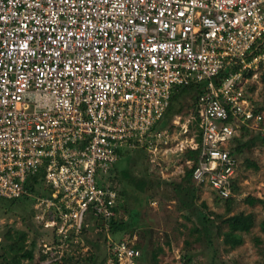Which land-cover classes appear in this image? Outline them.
<instances>
[{
    "label": "built area",
    "instance_id": "1",
    "mask_svg": "<svg viewBox=\"0 0 264 264\" xmlns=\"http://www.w3.org/2000/svg\"><path fill=\"white\" fill-rule=\"evenodd\" d=\"M259 41L264 0H0V197L30 195L27 178L44 169L49 194L33 203L52 234L43 264L72 252V234L81 247L88 218L108 230L119 194L105 178L122 151L155 163L199 148L184 161L192 180L233 195V139L241 124L264 133V109L245 91L264 69ZM200 83V140L185 146L156 125L173 91ZM131 242L109 244L118 263L136 264Z\"/></svg>",
    "mask_w": 264,
    "mask_h": 264
},
{
    "label": "rangeland",
    "instance_id": "2",
    "mask_svg": "<svg viewBox=\"0 0 264 264\" xmlns=\"http://www.w3.org/2000/svg\"><path fill=\"white\" fill-rule=\"evenodd\" d=\"M261 70H257L256 74L249 79L245 91L254 104L264 109V82L260 80ZM250 85L255 86L251 89ZM193 94V90L183 92L175 102V105L181 108L180 112L167 120V123L160 121L164 123V129L170 133L172 139L182 142L185 146L190 145L196 139ZM186 124L188 125L187 131H184ZM247 137L248 135H245L243 140ZM124 154V158L116 163V170L111 171L110 169L106 176L112 177V183L111 181L110 183L116 189L126 191L124 198L126 207L118 209L119 216L128 221L130 216L137 213L135 228L127 232L124 239L132 241V244L137 243L135 246L139 247L138 249L146 262H151V251L161 247L162 251L158 254L159 264L165 262L184 264L183 258L188 256L191 257L190 264H264V231L259 226L260 222L264 220V205L260 203L250 205L244 201L247 195L264 199V141L258 140L251 153L246 151L243 156H237L236 177L238 178L239 193L232 195L235 197V202L230 212L225 213L222 201L217 203L214 201L215 193L210 188L203 186L197 193V204L203 200L210 210L225 216L239 211L254 213L255 226L250 233L244 234L243 244L231 250H225L221 238H218L214 231L209 238L204 234L192 231L194 225H200L197 216L191 213L189 214L190 219H187V210L179 209L178 195L174 189L177 183L186 184L183 180L184 169L190 167L192 161L190 163L183 162L181 156L176 153H167L163 156H161L162 153H159L156 162L151 163L147 157L148 153L142 149H128L124 151ZM245 156L253 158L260 168L258 170L246 168L243 163ZM123 168H126L131 176H146L155 184L144 191H138L129 180L122 178L120 171ZM30 204L26 203L25 208L21 210L18 208L9 212L0 211V241H2L7 228L27 230L23 217H27V209ZM88 219L83 244L79 247V251L71 253L75 257H85L93 253L100 261L108 256V245L113 242V236L106 232L107 230L102 226H98L97 220ZM32 221L33 223L30 219L31 229L27 230L29 236L32 237L36 234L37 247L41 246L44 241L48 243L52 237L51 231L42 228L38 231L33 225L34 220ZM34 230L37 232H33ZM254 237L261 242L257 244ZM35 251L37 256V248ZM24 263L29 264L27 261ZM73 264L90 263L79 259ZM118 264L123 263L119 261ZM137 264L140 262L137 261Z\"/></svg>",
    "mask_w": 264,
    "mask_h": 264
},
{
    "label": "trees",
    "instance_id": "3",
    "mask_svg": "<svg viewBox=\"0 0 264 264\" xmlns=\"http://www.w3.org/2000/svg\"><path fill=\"white\" fill-rule=\"evenodd\" d=\"M264 51V42L259 41L256 46H254L253 54L261 53ZM260 66H262L260 64ZM239 69V65H231L227 68H225L221 74V76L227 75L229 72H234ZM253 73L252 69H247L245 71V75L248 77H251ZM260 80L264 82V69L261 70L260 73ZM216 83H218V78L215 79ZM255 85H250V88H254ZM194 91L193 97H194V115L197 114L196 112V103L198 100V96L200 93L204 91L202 84H190L187 86L178 87L175 91H173L169 105L164 112L162 118L160 121H163L164 123H167V120L171 119L174 115L176 116L180 111V107H177L175 105V102L179 99V96L185 92V91ZM257 110L263 109L261 106L256 105ZM157 123V127L159 129L164 128V123L161 122ZM195 127L197 131V121H195ZM240 133L239 136L235 137L233 139L234 145L231 147L232 152L236 156H240L248 151L251 153L253 151V148L256 145V142L258 140L264 141V133H261L259 131L250 129L244 124H241L240 127ZM196 140H200V133L199 129L197 131ZM245 135H248V137L243 140V137ZM137 150V149H134ZM144 150V149H142ZM133 151V150H132ZM200 153V149H191L186 148L181 153V161H185L186 159L192 160L195 164L198 160ZM124 151L119 153V157L117 161L112 165L111 171L116 170V163L124 158ZM148 157V156H147ZM133 159V158H131ZM129 160V158H128ZM243 163L246 168H252L254 170H258L260 168V165L251 157L245 156ZM122 178L129 180L135 189L138 191H144L146 188H149L153 186L155 183L148 177H133L130 175L128 170L126 168L121 169L120 171ZM110 178V179H109ZM106 177L105 179L109 182V184L113 186L112 183V177ZM109 179V180H108ZM183 180L185 181V185H182L181 183H177L175 186L176 194L178 195V202H179V209L187 210L186 218L190 219L189 214H195L197 216V219L200 223L199 226L194 225L192 227V231L198 232L200 234L206 235L208 238L211 236V233L214 231L217 234V237L221 238L222 243L225 245V250H231L234 249L244 242V234H248L251 232L252 228L255 226V215L253 212H244L239 211L237 213L225 216L222 213H217L214 210H210L206 204L205 201H201L199 204L196 203V199L198 198V191L202 189V185H197L192 180V168L185 167L184 169V176ZM111 181V183H110ZM167 182V181H164ZM26 187L31 192L30 195H23L17 198H1L0 197V211H14L16 209H24L26 203H31L29 205L28 214L27 217H23V219L26 221V227L27 230L31 229V225L33 223L32 220H34L35 228L39 231L42 228V224L39 220L35 218V209L33 207V203L35 199L39 196H46L49 194L48 187L44 186V169L40 168V170L32 176H29L26 180ZM118 190V189H117ZM232 192L233 194L239 193V184H238V178L236 177L232 181ZM215 193V192H214ZM119 194V203L117 205V208L115 209V216L110 219L108 222L109 227L106 232H109L110 235L113 236L112 241L118 242L125 238L127 232H130L131 229L135 228L136 225V216L137 213L135 212L132 216L129 217L128 221L123 220L122 217L119 216L118 209L120 207H126V200L124 201V198L126 196V191L124 189L118 190ZM215 196V202L222 201L224 205L225 213H228L232 209V205L235 202L234 196L229 197H220L217 194ZM244 201L250 205H254L256 203H260L264 205V199L253 196V195H247L244 198ZM135 218V220H134ZM31 219V222H30ZM38 222V223H36ZM97 225L101 226V223L97 222ZM260 229L264 231V220L260 222ZM104 229V227H102ZM43 229V228H42ZM27 230H17L13 228H7L3 234V239L0 241V264H25L24 261H27L29 264H41L44 261H46L49 258V253L43 252L42 245L37 247L36 242V234L32 237L29 236V231ZM37 230H34L33 232H37ZM87 227H83L82 231L80 232V236L82 237V240H84V235L86 234ZM122 235V236H121ZM129 235V234H128ZM121 236V237H120ZM74 238V235L72 234L69 238V246L72 248L73 254L74 252L79 251V244H74L72 242V239ZM54 242H58V236L54 235L53 237ZM254 240H256V243H260L261 241L254 237ZM137 244V243H135ZM133 246L135 248H139L138 246ZM37 248V256L35 255V250ZM140 251V250H139ZM162 251L161 247H157L155 250L151 251V262H146L144 258L142 257L141 253L139 256L136 257V264L137 261L140 262V264H159L158 260V254ZM72 253H67V251L64 253V255L61 258V261H52L49 264H73L74 262H77L79 259L89 262L90 264H106L108 258L110 257L112 260V264H117V257L112 253L111 247L108 245V256L104 257L100 261H98V258L96 255H93L91 253L88 256L81 257L73 255ZM79 254V253H77ZM79 258V259H78ZM184 264H190L191 257H184ZM164 264H172L170 262H165Z\"/></svg>",
    "mask_w": 264,
    "mask_h": 264
},
{
    "label": "crops",
    "instance_id": "4",
    "mask_svg": "<svg viewBox=\"0 0 264 264\" xmlns=\"http://www.w3.org/2000/svg\"><path fill=\"white\" fill-rule=\"evenodd\" d=\"M124 201H125V199H124ZM133 229H131L130 231H132Z\"/></svg>",
    "mask_w": 264,
    "mask_h": 264
}]
</instances>
